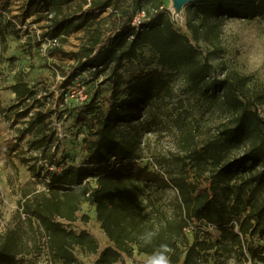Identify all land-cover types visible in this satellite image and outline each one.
Segmentation results:
<instances>
[{
  "label": "trees",
  "instance_id": "obj_1",
  "mask_svg": "<svg viewBox=\"0 0 264 264\" xmlns=\"http://www.w3.org/2000/svg\"><path fill=\"white\" fill-rule=\"evenodd\" d=\"M76 1L27 0V9L37 10L43 16L39 18L49 22L44 33L49 40L85 32L79 51L64 53L75 62L70 83L86 71L99 76L113 67L115 72L136 60L140 50L148 47L160 67L185 76L194 95H200L204 101L221 99L231 118L219 131V144L204 152L193 149L199 171L196 180H191L186 166L170 174L162 170L161 162L158 170L141 164L142 136L162 130L165 118L171 116L167 102L173 95L169 79L173 76L163 70L134 74L125 91L120 83H115L105 105H97L96 98L83 105L76 123L89 129L83 140L86 156L78 165L65 166V160H55L60 142L56 136L53 140L55 131L49 127L50 117L43 112L32 114L24 129L32 134L31 149L38 162L54 165L58 170L46 172L40 164L32 165L30 159L21 157L22 153L16 155L45 191L22 193L20 221L0 232V264H16L19 256L33 253L37 244L34 220L45 233L47 249L56 264H82L74 253L77 247L98 254L95 264H119L123 255L131 257L135 249L149 256L161 244L172 248L171 264H209L205 261L208 257L213 264H225L230 259L244 264L240 262H247L249 257L264 264V246L248 244L249 240H264V202L258 197L264 195V118L259 113L264 90L251 88L248 76L225 66L222 78L211 76L214 67L210 63L211 58L224 53L221 37L225 20L239 16L263 18L264 0H205L189 4L182 28L167 10L151 15L149 9H144L148 15L139 27L132 25L136 12L124 24L109 29L100 24L99 15L113 8L118 0H80L78 11L66 13L65 9ZM10 90L20 105L32 99L36 105H46L47 96L39 99L23 74L16 76ZM145 107L147 115L141 120L136 118L135 113ZM30 113L28 107L18 116L25 119ZM177 117L182 118L180 127L185 126V118L180 114L173 117V122L178 124ZM122 125L125 126L120 130ZM190 139L191 134L186 133L188 144ZM241 146L244 152L240 159H225V151ZM209 165L215 172L210 184L204 186L201 179ZM60 167L63 168L59 170ZM42 172L48 175L49 182ZM240 172L249 173L250 177L240 185L234 199H229L228 182ZM169 188L177 191L171 213L162 206L148 205L151 193ZM90 201L95 204L96 218L112 244L101 252L90 233H76L65 225L75 222L83 204ZM83 221L87 223L89 217L85 215ZM193 224L199 228L190 242L188 235ZM203 226L213 231H205ZM146 232L156 233L148 245L139 239Z\"/></svg>",
  "mask_w": 264,
  "mask_h": 264
},
{
  "label": "rangeland",
  "instance_id": "obj_2",
  "mask_svg": "<svg viewBox=\"0 0 264 264\" xmlns=\"http://www.w3.org/2000/svg\"><path fill=\"white\" fill-rule=\"evenodd\" d=\"M80 0L65 9L66 13L78 11ZM163 6L170 13L171 19L180 28L186 23L185 7L182 14L175 13L173 0H153L145 3L140 0H118L113 8L99 15L100 24L109 29L119 27L132 15L143 9L157 8ZM37 10L27 9V0H1L0 1V220L6 228L13 227L20 220V202L22 193L25 191H43V184L39 183L32 172L22 165L17 158L21 157L31 160L32 165L40 164L46 171L50 164L38 162L36 152L31 149L30 141L32 134L24 131L25 122L32 114L41 113L48 115L49 127L54 131L53 140L59 139V151L56 152L55 160L62 161L70 157L69 162L81 163L86 156V144L83 142L88 135V126L83 123L77 124V118L84 104L97 99V105H105L115 86L121 84V90L125 91L127 83L133 75L142 71L160 69L165 72L171 80L173 95L167 102L171 116L165 118L162 130L144 134L141 141L143 151L142 165L150 164L153 170L160 169L158 162L163 163V171L172 174L180 167L186 166L191 180L198 177V168L193 159V149L204 152L209 146L219 144V131L231 118L230 112L221 99L214 98L204 101L200 95H194L182 74H174L172 70L162 68L157 64L156 55L148 48H142L136 60L126 63L114 72L110 68L97 76L93 71H86L72 79L71 72L75 65L74 60L69 59L64 53L78 52L84 42L85 32L79 31L67 38L53 42L44 36L49 22L40 19ZM203 46L204 43L200 42ZM223 54L211 58L210 63L214 69L211 76L222 78V66L235 69L250 78L251 88L264 90V17L256 19L239 17H228L223 24L221 37ZM23 74L34 93L41 96L47 95L50 99L48 104L42 106V102L20 105L10 86L15 83L16 76ZM70 83V84H68ZM211 93V92H210ZM125 94L121 96L124 98ZM206 100V99H205ZM19 105L16 110L13 107ZM29 107L30 115L22 119L18 114ZM148 108L135 113L140 120L147 115ZM259 113L264 118V104L259 107ZM180 114L185 119V126L180 127L181 117L178 124L173 122V117ZM125 125L120 126L123 130ZM186 133L191 134L193 139L189 144L186 142ZM16 147V152L9 154ZM57 151V150H56ZM244 147L231 148L225 151V159L234 161L240 159ZM38 162V163H37ZM158 165V166H157ZM213 167L208 169L202 177V184L208 186ZM209 170V171H208ZM47 172V171H46ZM250 177L249 173L240 172L228 182L230 189L226 190L229 199H234L240 185ZM261 202L264 195L259 194ZM177 191L173 188L162 190L159 193H151L149 204L162 209L172 211ZM96 207L93 201L83 204L78 213V219L73 223H65L68 230L76 233L87 231L98 243L99 252L112 244L101 229L96 218ZM150 211V210H149ZM89 217L86 223L84 216ZM34 239L36 246L30 255H21L16 264H56L47 249V238L45 233L34 220ZM198 225H192L189 233V241H193L194 233L198 231ZM210 233L212 228L203 226ZM207 237V234L204 235ZM33 237V235H32ZM34 243V241H33ZM248 244L253 247L264 246V240H249ZM75 256L82 264H95L98 254H89L80 248H75ZM148 255L139 254L135 249L133 255H123L119 264H143ZM205 261L213 264L210 257ZM244 264H261L258 260L253 261L250 257ZM183 264V262L179 263ZM206 264V263H205ZM225 264H235L232 259Z\"/></svg>",
  "mask_w": 264,
  "mask_h": 264
},
{
  "label": "clouds",
  "instance_id": "obj_3",
  "mask_svg": "<svg viewBox=\"0 0 264 264\" xmlns=\"http://www.w3.org/2000/svg\"><path fill=\"white\" fill-rule=\"evenodd\" d=\"M155 235V232H146L141 235L139 239L145 245H148L152 243ZM172 251V248L168 244H161L158 249H156L151 255L147 256L143 264H171L170 254ZM129 264H132V261H129Z\"/></svg>",
  "mask_w": 264,
  "mask_h": 264
},
{
  "label": "built area",
  "instance_id": "obj_4",
  "mask_svg": "<svg viewBox=\"0 0 264 264\" xmlns=\"http://www.w3.org/2000/svg\"><path fill=\"white\" fill-rule=\"evenodd\" d=\"M163 10H165V8H164L163 6H159V7H157V8H153V9L150 8V9H149V13L152 15V14H154V13H157L158 11H163ZM147 15H148V13H147L146 10H144V9L140 10V11L137 12V14L134 16L133 21H132V25H133L134 27H139L140 24H141V22H143V21L146 19ZM56 41H57V40H54L53 42H56ZM44 96H47V95H44ZM49 100H50V99H49L48 96H47L46 104H48L47 101H49ZM53 151H55V149H54ZM45 164H47V163H45ZM71 164H73V165H78L77 162H76V163L73 162V161H72V162H69V160L66 159V161H65V166H67V165H71ZM63 166H64V165H63ZM62 168H63V167H60L59 170H61ZM49 170H50V171H56V170H58V168L55 167L54 165H52V166H49ZM42 174L45 176L46 181L49 182L48 175H45L44 172H42ZM43 191H45V188H44V187H43ZM23 217L25 218L24 215H23ZM5 229H6V227L4 226V224L1 223V220H0V232L4 231Z\"/></svg>",
  "mask_w": 264,
  "mask_h": 264
},
{
  "label": "water",
  "instance_id": "obj_5",
  "mask_svg": "<svg viewBox=\"0 0 264 264\" xmlns=\"http://www.w3.org/2000/svg\"><path fill=\"white\" fill-rule=\"evenodd\" d=\"M173 1L175 3V13L180 15L183 12L182 9L187 5L192 3L202 2L205 0H173Z\"/></svg>",
  "mask_w": 264,
  "mask_h": 264
},
{
  "label": "crops",
  "instance_id": "obj_6",
  "mask_svg": "<svg viewBox=\"0 0 264 264\" xmlns=\"http://www.w3.org/2000/svg\"><path fill=\"white\" fill-rule=\"evenodd\" d=\"M12 92V91H11ZM14 98H15V95L13 94Z\"/></svg>",
  "mask_w": 264,
  "mask_h": 264
}]
</instances>
